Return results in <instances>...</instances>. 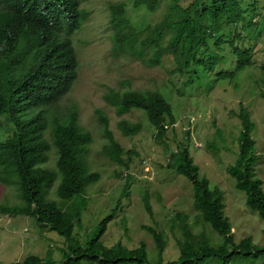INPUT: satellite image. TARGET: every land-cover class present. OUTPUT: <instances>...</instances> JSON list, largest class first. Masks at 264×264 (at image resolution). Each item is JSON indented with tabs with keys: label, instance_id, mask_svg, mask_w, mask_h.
I'll return each instance as SVG.
<instances>
[{
	"label": "trees",
	"instance_id": "1",
	"mask_svg": "<svg viewBox=\"0 0 264 264\" xmlns=\"http://www.w3.org/2000/svg\"><path fill=\"white\" fill-rule=\"evenodd\" d=\"M84 2L0 0V127L4 116L12 124V133L0 141V183L16 186L22 201L20 205L0 204V212L34 217L42 228L56 231L69 241L59 262L29 255L12 264H264V245L256 244L251 237L239 242L234 239L232 223L225 214L224 192L201 175L188 146L175 152L171 167L191 181L194 208L206 228L195 233L187 216L178 215L183 234L178 240V259L164 260L166 236L151 226L145 228L153 235L155 255L145 243L135 248L121 242L105 245L101 238L113 213L84 242L74 239L75 226L82 216L76 198L101 177L89 168L86 154L93 137L81 125L77 106L59 109L78 78L79 57L72 37L88 18L82 8ZM134 6L154 11L158 1L136 0ZM108 7L112 53L151 67L171 58L172 73L180 75L184 87L190 90L213 74L216 78L208 77L206 85L218 77L233 80L255 63L253 48L243 32L257 24V0H194L187 7L174 2L171 13L155 25L135 24L125 2H112ZM228 63L233 70H226ZM128 84V80H122L121 88L106 86L104 100L118 115L134 108L144 110L157 130L156 138L163 139L176 122L172 103L158 90L125 88ZM96 115L107 140L104 155L127 166L125 154L129 151L116 139L109 117L101 109ZM238 116L242 124L238 158L228 172L236 188L246 194L249 208L264 218V181L256 173L260 155L252 134L255 124L246 107H241ZM119 128L130 136L142 131L143 125L124 119ZM53 150L57 155L55 168L48 166ZM59 178L58 196L69 203L68 208L48 199L49 189ZM146 206L151 213L147 199ZM208 228L219 235V240H214Z\"/></svg>",
	"mask_w": 264,
	"mask_h": 264
},
{
	"label": "rangeland",
	"instance_id": "2",
	"mask_svg": "<svg viewBox=\"0 0 264 264\" xmlns=\"http://www.w3.org/2000/svg\"><path fill=\"white\" fill-rule=\"evenodd\" d=\"M135 1L85 0L82 8L88 18L72 37L80 67L78 78L59 109L66 111L73 104L77 106L81 125L93 137L86 154L89 168L101 176L76 198L82 216L75 226L74 239L84 242L97 225L113 213L114 218L108 222L101 238L105 245L121 242L135 248L145 243L150 254L155 255L153 235L145 228L151 226L166 236L164 260L178 259L181 254L178 240L183 238L178 215L187 216L195 233L206 228L194 208L191 181L171 167L175 152L188 146L201 175L209 178L212 187L223 190L225 214L232 223L236 242L251 237L256 244L264 245V218L249 208L246 194L236 188V181L228 172L229 166L238 158V137L242 130L238 113L241 107H246L255 124L252 134L260 155L256 173L264 181V0H257L260 10L255 19L257 24L246 29V34L243 32L253 48L254 65L239 72L233 80L218 77L206 85L205 80L210 75L193 90L185 88L183 78L172 73L174 63L171 58L151 67L129 56H115L108 6L112 2H125L128 16L135 24L155 25L171 13L174 2L187 7L194 0H157L154 11L145 6L135 8ZM225 66L228 71L234 67L229 63ZM211 77L216 78L215 74ZM122 80L129 81L125 88L158 90L170 100L176 122L163 139L156 138L157 130L144 110L134 108L118 115L115 107L104 100L106 86L121 88ZM97 109L109 117L116 139L129 151L125 154L127 166L112 162L104 155L107 140L96 115ZM124 119L141 123L142 131L124 135L119 128V122ZM11 133L12 124L4 116L0 141ZM56 161L53 150L48 166L55 168ZM60 181L61 178L49 189L48 199L68 208L69 203H63L58 196ZM146 199L152 207L151 213ZM21 203L16 186L0 183V204ZM208 231L214 240H219L217 233L210 228ZM68 242L56 231L42 228L34 217L9 216L0 212V264L20 262L29 255L51 257L59 262L68 250Z\"/></svg>",
	"mask_w": 264,
	"mask_h": 264
}]
</instances>
